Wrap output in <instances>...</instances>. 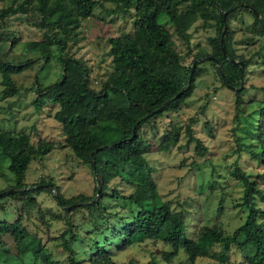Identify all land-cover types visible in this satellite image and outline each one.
<instances>
[{"label":"trees","instance_id":"obj_1","mask_svg":"<svg viewBox=\"0 0 264 264\" xmlns=\"http://www.w3.org/2000/svg\"><path fill=\"white\" fill-rule=\"evenodd\" d=\"M100 1L117 5L119 13L125 14L131 9L133 14L130 33L108 40L111 71L98 91L88 87L85 69L79 60L61 55L66 39L75 33L78 21L90 16L94 0H19V3L6 0L0 8L2 27L6 17L25 13L26 5L32 3L28 10L38 15V21L32 23L45 32L43 40L27 44V49L37 53V57L43 61L49 60L52 47L60 51V77L37 91L34 104L42 97L56 105L53 119L60 125L65 147L73 158L88 166L95 183L93 193L97 196L96 201L82 195L63 198L50 182L26 185L23 181L29 163L44 157L51 143L40 140L33 147L25 134L0 131V156L8 161L6 169L13 178L9 188L0 190V201L11 199L19 204L15 208L14 218L11 215L13 219H0V235L10 237L15 247L16 253L10 254L12 264H57L41 250L36 234L29 233L22 222L27 209L35 208L34 197L43 191L50 193L54 203L63 211L93 207L98 215L91 224L92 232L83 234L90 238V246L82 259H76L77 252L72 244L62 240L65 264H116L113 260L116 253L143 240L158 241L167 247L166 252L160 254L165 262L181 255L186 264H195L198 258L223 264L233 246L243 264H264V190L260 188H264V112L260 114L255 136L260 150L248 153L261 167V172L253 176V181L237 165L232 168L229 176L238 182L240 192L230 207H225L224 203L229 204L231 199L226 202L225 189L218 182H214L217 183L216 188L212 184L207 186L209 191L203 194L202 200L205 202L212 195L217 202L209 210L204 206L200 211L199 207V215L203 213L207 225L195 223L193 228L196 234L191 240L183 234L184 221L189 219L190 213L187 200L181 205L175 202L173 208L169 201L162 200L157 194L152 178L154 171L145 159L150 149L149 142L137 132L149 118L175 109L192 89L191 79L187 83L189 66L182 64L172 46L170 33L160 19L164 18L174 35L184 42L188 40L186 31L194 21L214 22L217 35L210 39V54L206 55V58L212 59L206 60L215 65L220 85L234 92L237 107L242 89L238 88L239 69L234 62H241L242 72L246 61L241 56L238 57L240 61H234L235 57L229 52L230 32L226 18L235 9H244L252 18L250 25L253 33L264 36V14L257 7L258 3L264 4V0ZM3 41H8L9 46L12 43L10 33L4 30L0 33V42ZM32 63L33 59L18 64L0 59V85L6 96H12L16 91L10 75L28 69ZM195 73L194 69L191 78ZM177 93L179 95L172 99ZM85 95L92 96L91 107L81 103L80 99ZM160 106H163L161 112L154 113ZM185 135L187 144L193 142L197 149L195 156H203L205 147L200 140L194 138L188 128ZM175 142L169 136L161 137L158 148L164 150L167 144L173 145ZM114 179L130 186L132 192L127 196L118 194L114 188L110 194L104 192L106 185ZM22 197L23 202L17 200ZM101 200H109L120 208L124 207L121 203L125 201L132 206L134 210L127 223L120 213H110L104 208ZM2 211L0 205V217L6 214ZM229 211L242 217V221L225 232L220 228L219 219ZM9 212L12 213V208ZM209 212L212 222L211 217L207 216ZM214 219L219 225L213 222ZM113 221L115 223H111ZM121 224V229L117 230ZM25 239L28 243H24ZM147 264H152V261L149 260Z\"/></svg>","mask_w":264,"mask_h":264},{"label":"rangeland","instance_id":"obj_2","mask_svg":"<svg viewBox=\"0 0 264 264\" xmlns=\"http://www.w3.org/2000/svg\"><path fill=\"white\" fill-rule=\"evenodd\" d=\"M13 1L19 3V0ZM94 1L90 16L78 21L75 33L66 39L61 55L79 60L85 69L88 87L98 91L111 71L108 40L123 33H130L133 10L122 14L113 3ZM5 3L6 0H0V8ZM32 5H26L25 13L6 17L4 25L0 27V33L3 30L9 32L12 41L10 46L8 41L0 42L2 61L18 64L33 59L28 69L10 75L16 90L12 96H6L0 85V131L25 134L33 147L40 140L51 143L49 152L44 157L29 163L23 181L26 185L50 182L63 198L82 195L92 197L93 201H96L97 196L93 193L95 183L88 166L73 158L65 147L60 125L53 119L56 105L42 97L34 104L37 91L59 79L61 64L60 51L55 47L51 48L48 61H43L37 57V53L27 49V44L43 40L45 32L34 25L38 21V15L28 10ZM257 7L264 14V4L258 3ZM226 20L230 32L229 52L235 57L234 61H240L239 56L246 61V66L241 72L242 90L239 93L238 106L235 107L234 92L220 85L215 65L206 60V55L210 54L211 49L210 39L217 35L214 22L194 21L186 31L188 40L184 42L174 35L172 27L162 18L160 22L170 33L172 46L180 56L182 64L190 67L195 61L193 70L195 69L196 73L191 78L190 94L175 109L149 118L137 131L139 136L149 142L150 149L145 159L154 171L152 178L157 194L162 200L169 201L173 208L175 202L181 205L187 200L190 220L185 219L183 234L190 240L195 238V223L207 225L203 213L199 215V207L200 211L204 206L209 210L208 208H213L217 202V198L212 195L208 196L205 202L202 200L203 194L209 191L207 186L218 182L219 186L225 189L226 202L231 199L229 204L224 203L225 207H230L232 201L238 199L240 192L238 182L229 176L232 168L237 165L253 181V176L261 172V167L248 153H257L260 150L255 136L260 114L264 112V57H261V54L264 56V36L253 33L250 25L252 18L244 9L237 8L230 12ZM80 101L86 107L93 105L90 95L83 96ZM186 128L205 147L203 156H195L197 149L194 148L193 142L187 144ZM166 136L176 142L173 145L167 144L164 150L158 148L160 138ZM237 149L241 151L238 152ZM7 164L8 161L0 156V190L13 184L12 175L6 169ZM113 188L123 196L133 190L114 179L106 185L104 192L110 194ZM260 188L264 190L262 186ZM34 198L35 208L27 209L22 222L29 233L36 234L41 250L57 264H65L66 254L62 248V240H65L69 245L72 244L77 252L76 259L86 256L90 238L84 237L83 234H90L93 230L91 224L98 216L94 208L63 211L46 191ZM23 199L22 197L17 200L23 202ZM100 204L105 205L104 208L110 213H120L125 223L134 210L126 201L121 203L123 208L112 205L109 200H101ZM0 205L2 212L6 213L2 214L0 219H10L12 216L14 218L15 208L19 206L17 202L5 199L0 201ZM8 207L12 208V213H8ZM262 208L264 210V206ZM207 216L211 217L212 222L211 213ZM230 217H235L234 221ZM241 221L242 217L239 218L229 211L219 219L220 228L229 232ZM213 222L219 225L217 219ZM123 224L117 230L121 229ZM74 236L75 239H70ZM26 241L27 239L24 243H28ZM73 241L75 242L72 243ZM166 250L167 247L158 241L143 240L116 253L113 260L116 264H147L149 260L152 264H186L181 255L173 260L163 261L160 254ZM15 253L10 237L0 235V264H12L13 258L10 254ZM194 263L219 264L204 258L195 259ZM223 264H243L233 246Z\"/></svg>","mask_w":264,"mask_h":264},{"label":"water","instance_id":"obj_3","mask_svg":"<svg viewBox=\"0 0 264 264\" xmlns=\"http://www.w3.org/2000/svg\"><path fill=\"white\" fill-rule=\"evenodd\" d=\"M207 60H210L212 59L211 57H207L206 58ZM234 63H237L238 64V69H239V87L238 88H241V62H234ZM195 66V61H193L189 67V73H188V76H187V83H189L190 79H191V74H192V71H193V68ZM179 95V93H177L172 99H175L177 96ZM163 109V106H160L158 107L156 110H154V113H159L161 112V110Z\"/></svg>","mask_w":264,"mask_h":264}]
</instances>
